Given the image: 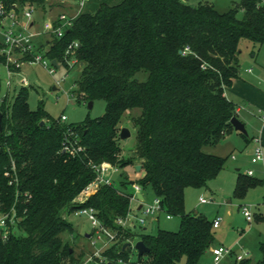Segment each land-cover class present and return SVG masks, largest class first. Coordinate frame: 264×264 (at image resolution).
Returning a JSON list of instances; mask_svg holds the SVG:
<instances>
[{
	"label": "trees",
	"instance_id": "16d2710c",
	"mask_svg": "<svg viewBox=\"0 0 264 264\" xmlns=\"http://www.w3.org/2000/svg\"><path fill=\"white\" fill-rule=\"evenodd\" d=\"M0 2L8 8L16 4L19 11L46 10L49 0ZM258 2L240 0L227 12L184 0L101 2L95 12L81 13L63 37H52L47 57L68 73L81 64L76 97L104 99L106 110L95 119L67 123L61 117L48 120L43 100L31 108L32 85H12L1 97L0 203L7 211L15 207L20 219L7 240L0 233V264H81L85 253L77 256L63 234L74 232L68 216L82 207H93L102 224L117 234L100 264H198L212 247L214 219L186 211V189L208 187L225 168L227 158L206 148L235 130L231 119L238 116L237 105L225 90L240 76L241 40L264 45V8ZM72 42L79 46L68 54ZM72 58L77 60L73 65ZM6 62L0 52V70ZM140 72L147 73L144 80ZM136 109L139 113L131 116L136 148L125 158L121 121ZM71 132L84 147L77 155L63 151ZM105 161L119 167L141 164L140 178L122 185L151 186L166 211L181 218L179 230L159 228L150 234L142 226L118 225L117 219L132 210L133 192L114 185H101L78 202L95 178L92 165ZM13 163L18 183L10 184L5 172ZM263 182L240 173L234 195L243 197ZM138 240L149 252L138 257L133 247L123 250L126 242ZM261 249V260L247 256L233 264H264V243ZM99 261L94 257L91 264Z\"/></svg>",
	"mask_w": 264,
	"mask_h": 264
},
{
	"label": "rangeland",
	"instance_id": "374dc122",
	"mask_svg": "<svg viewBox=\"0 0 264 264\" xmlns=\"http://www.w3.org/2000/svg\"><path fill=\"white\" fill-rule=\"evenodd\" d=\"M52 1V0H50ZM56 1V0H53ZM98 3V0H94ZM109 3H120L122 0H105ZM191 5L199 3H209L220 12H227L233 8L240 0H184ZM89 2V0H88ZM58 11H67L57 8ZM40 10L33 8V15L38 21V27L42 28V20L39 17ZM238 15L243 16L240 9ZM52 40V39H51ZM240 76L237 78L244 83V89L235 91L231 99L241 105L243 100L241 94L243 92L252 95L250 98L264 100V45L260 46L248 39H242L240 43ZM255 55V56H253ZM74 58L70 60L71 65L76 62ZM81 65V64H80ZM79 64L73 65L71 70L65 67L57 69L54 75L39 65H25L23 72L32 85L30 91L29 103L32 109L37 108L40 100L44 101L48 120L59 119L61 115L67 116V123H80L87 118L95 119L102 116L106 110V101L104 99H96L93 101L92 107L89 102L78 99L75 95L77 89L76 80L80 75L81 67ZM253 71H249V69ZM139 78L144 80L147 77L146 72H140ZM1 92L0 99L9 88V76L5 66L0 70ZM20 77V78H19ZM65 80L60 85H56L57 80ZM21 76L17 75L11 79L13 86H21ZM56 86V89L54 87ZM228 90V88H226ZM235 89V88H234ZM13 88H11V91ZM233 90H229L231 92ZM240 92V93H238ZM253 92V93H251ZM261 103V102H259ZM249 108L244 109L240 114L241 119L245 123L247 135L244 136L240 132L233 131L225 135L216 147H208L206 150L213 148L219 155L226 157L225 168L220 172L219 176L209 183L206 188L189 187L186 190V211L195 213L196 211L207 214L213 218L215 214L222 217L220 227L214 228V241L210 251H207L199 260L198 264H233L239 255L243 257H251L254 261L263 258L262 244L264 243V182L248 189L243 197H236L234 189L239 174H248L249 170H253L251 175L255 178L264 179V164L253 163L255 148L258 146V140L261 139L264 150V123L259 114H257L256 103L251 102ZM253 107V108H252ZM140 109L127 112L121 121V126L127 127L131 135L120 140L123 148L122 155L128 158L133 154L136 148L137 129L132 123L131 116H136ZM264 111V109H262ZM260 143V142H259ZM141 173L136 171L132 165L120 167L113 175V183L117 188L125 191H134L133 185L128 183L127 187L122 182L137 180ZM147 197L153 195L151 186L144 188ZM200 196L206 197L211 201L209 203H201ZM134 204V202H133ZM247 206L253 214V219L249 221L244 212L243 207ZM261 215V216H260ZM69 221L74 226V232L63 234V239L70 244L72 250L78 256L84 252V260L89 259L96 248H103L104 242L97 239L95 247L91 244L90 239L86 238V234L92 233L94 226L86 215L75 217L69 215ZM181 218L173 216L167 219L165 214L160 216V223L148 222L146 232L156 234L159 228L170 231H178L180 228ZM141 225H138L140 228ZM142 227H145L142 225ZM224 245L230 249L231 254L225 255L219 263H215L212 249L215 246ZM104 249H102L103 251ZM236 253V254H234ZM133 259H137V254L132 255Z\"/></svg>",
	"mask_w": 264,
	"mask_h": 264
},
{
	"label": "built area",
	"instance_id": "2783aa9c",
	"mask_svg": "<svg viewBox=\"0 0 264 264\" xmlns=\"http://www.w3.org/2000/svg\"><path fill=\"white\" fill-rule=\"evenodd\" d=\"M88 0H82L84 3ZM260 7L264 8V0H259ZM18 5L14 4L12 7L8 8L3 2H0V37L2 40V46L0 52L7 57L6 68L9 76V87L12 86L11 79L15 75H21L18 68L25 65H36L39 64L45 67L50 74L54 75L59 69L57 66L52 64V60L47 57L46 43L45 45L39 44L37 38L39 36L49 35L50 39L53 36L61 38L64 36L65 31L72 27L77 16L70 15L66 12L60 13L55 20H45L43 23V28L39 32L31 31V25L33 24V9L23 8L18 10ZM50 42V41H49ZM49 44V43H48ZM79 46L77 42H72L67 53L72 54L74 50ZM59 63V62H58ZM60 64V63H59ZM14 66V68L12 67ZM62 65L60 64V68ZM249 71H252L250 68ZM65 80H57L56 85H60L61 82ZM23 85H30L28 79L25 76H21L20 79ZM264 122V114L261 115ZM61 120H67L66 115H61ZM66 136L63 144V151L77 155L84 147L79 144V137L75 136L71 132L70 135ZM258 146L255 148L254 156L252 158L253 163H263L264 164V150L261 139L258 140ZM92 168L95 172V178L88 184V186L82 191L80 196L76 199L78 202H84L93 192H95L101 185H114L113 175L120 169L118 165H114L110 162H102L100 164H93ZM254 171L249 170L248 175H253ZM5 175L10 178V184L18 183V177L16 175V166L13 163L12 170H7ZM133 197L132 202L140 201L137 197V193L142 192L143 188L140 184H133ZM28 194V193H27ZM26 194V195H27ZM211 200L206 197H200L201 203H209ZM136 207L132 205V210L128 213L126 217L117 219V224L122 227H133L136 224L145 225L148 221H159L162 214L166 215L167 219H172L173 215L168 213L163 205L162 198L155 196L151 202H143L142 208L139 210V215L134 213ZM243 212L246 218L251 221L253 219V214L247 206L243 207ZM74 216L86 215L94 226L93 232L90 234L91 244L95 247L97 239L104 242L103 248H96L89 259H85L81 264H91L93 258H100L98 264L102 263V253L107 249L113 242L116 241L117 234L114 230L106 227L100 221L97 211L93 207H82L74 211L72 214ZM17 211L15 207L11 210H4L2 204L0 203V233L1 237L5 240L9 238L10 232L17 226L19 221ZM222 217L217 216L213 220L214 228L221 225ZM97 239H96V238ZM133 244L135 242H132ZM102 249H104L102 251ZM212 254L215 263H219L225 255L231 254L230 249L224 245L215 246L212 249ZM243 258V255H239L238 259Z\"/></svg>",
	"mask_w": 264,
	"mask_h": 264
},
{
	"label": "crops",
	"instance_id": "0c3cea01",
	"mask_svg": "<svg viewBox=\"0 0 264 264\" xmlns=\"http://www.w3.org/2000/svg\"><path fill=\"white\" fill-rule=\"evenodd\" d=\"M81 1L82 0H56V1H53V0L50 1L49 0V3L47 5V7H46V10L38 9V10H40L38 16L39 17H44L43 20L41 21L42 22V28H43V23H44L45 20L46 21L49 20V19L55 20L58 17V15L60 13H63V12H66V13H68L70 15L77 16L78 17L81 13H84V12H95L99 8L101 2H106L108 4H115V3H109V2H107L105 0H98V3H96L94 0H89V2L86 1L84 3H82ZM57 8H62V9H65L67 11H58ZM42 28H39L38 27L37 17L35 18L34 15H33V24L31 25V31H33V32H39V31L42 30ZM37 41H38L39 44H43V45H45V43H46V49H48L49 48L48 43H49V41H51V39H50L49 35L46 34V37L45 36H39L37 38ZM253 56H255V55H253ZM24 66H25V64L23 66H21L20 68H18V71L21 72V75H19V76H25L27 78V76L23 72ZM252 71H253V69H252ZM16 76L17 75H15L13 77H16ZM227 88H228V90L227 89L225 90V94H226V96L229 99H231V97H230L229 94H231V96H232V95L235 94V91H240V90L244 89V83H242L239 79L235 78L233 80L232 85L230 87H227ZM229 90H233V91H231V92L228 93ZM238 93H240V92H238ZM251 93H253V92H251ZM241 95H242L241 96V99L243 100V103L241 105H239V104L236 103V105H237V112H238V118L241 121H243L241 119V117H240V114L243 112L244 109H247V108L251 107L250 106V103L251 102L256 103L257 106H260V108H258L256 111H257V114H259V116L261 118V115L264 114V111H262V109H264V100L263 101L262 100L259 101L260 99L250 98L252 95H250L248 93H245V92H243ZM259 102H261V103H259ZM261 120H262V118H261ZM263 130H264V128H263ZM235 131H237V130H235ZM231 132H233V131H231ZM237 132H239V131H237ZM216 146H214V147H216ZM214 150H213V148H210L207 151L208 152H211V153H214V154H218ZM133 167H135V169H136V166H133ZM131 192H133V189H132ZM141 193H142V195L144 197V200L142 201L144 203L151 202L154 199V197H155V193H153L152 196L147 197V195L145 194L144 188H143V190H142ZM200 197H202V196H200ZM199 200H200V198H199ZM140 204H141V200L140 201H134V204L132 203V205L134 207H136V209H137L136 211L134 210V213H136L137 215H139V207H140ZM196 212H199V211H196ZM72 216H74V215H72ZM217 216H219V215L218 214H215L212 219H215V217H217ZM75 217H77V216H75ZM148 222H155V223L159 224L160 223V218H159V221H151L150 220ZM147 223L145 225H143V226H145V227H143V229H144L145 232H146L145 229H146ZM138 225L139 224H136L133 227H136L137 226L135 229H139ZM90 234L91 233L86 234V238L90 239ZM234 254H236V253H234Z\"/></svg>",
	"mask_w": 264,
	"mask_h": 264
},
{
	"label": "water",
	"instance_id": "95a60500",
	"mask_svg": "<svg viewBox=\"0 0 264 264\" xmlns=\"http://www.w3.org/2000/svg\"><path fill=\"white\" fill-rule=\"evenodd\" d=\"M52 64L57 66L58 68H60V64L58 63L57 59H53ZM54 89H56V86L54 87ZM92 105H93V101H90L89 106L92 107ZM2 119H3V113H2V111H0V131H2ZM231 123L233 124L235 130H237L241 133L247 134V129H246L245 123L243 121H241L238 118V116H234L231 119ZM43 124H44V121H41V125H43ZM130 135H131V132L127 127H123L121 129L120 137L122 139H125V138L129 137ZM141 167H142L141 164H137L136 170L140 171ZM137 197L139 200H141V204L139 207V210H140L143 206L142 201L144 200V197H143L141 192L137 193ZM127 247L135 248L138 252V257H141L144 253L149 252V250H150L149 247L145 244V242L143 240H138L134 244L131 241H128L123 245V250H125Z\"/></svg>",
	"mask_w": 264,
	"mask_h": 264
}]
</instances>
